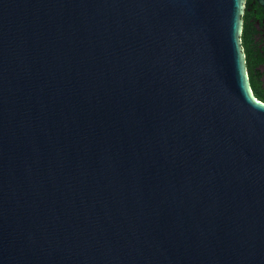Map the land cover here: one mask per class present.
Listing matches in <instances>:
<instances>
[{"label": "water", "instance_id": "obj_1", "mask_svg": "<svg viewBox=\"0 0 264 264\" xmlns=\"http://www.w3.org/2000/svg\"><path fill=\"white\" fill-rule=\"evenodd\" d=\"M243 2L0 0V264H264Z\"/></svg>", "mask_w": 264, "mask_h": 264}, {"label": "flooded vegetation", "instance_id": "obj_2", "mask_svg": "<svg viewBox=\"0 0 264 264\" xmlns=\"http://www.w3.org/2000/svg\"><path fill=\"white\" fill-rule=\"evenodd\" d=\"M242 16L248 25L246 54L253 61L264 87V0H244Z\"/></svg>", "mask_w": 264, "mask_h": 264}, {"label": "trees", "instance_id": "obj_3", "mask_svg": "<svg viewBox=\"0 0 264 264\" xmlns=\"http://www.w3.org/2000/svg\"><path fill=\"white\" fill-rule=\"evenodd\" d=\"M242 19H243V25H242L240 39H241V45L243 47V51L245 53V65H246V69L248 73L250 87H251L253 94L264 102V87L261 85L260 76L258 75L255 69V65L253 61L251 60L250 56L246 54L245 35L248 30V25L246 24V21L244 20L243 16H242Z\"/></svg>", "mask_w": 264, "mask_h": 264}]
</instances>
